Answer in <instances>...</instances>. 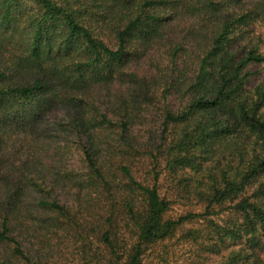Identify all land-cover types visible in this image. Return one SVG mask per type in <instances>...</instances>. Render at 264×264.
I'll list each match as a JSON object with an SVG mask.
<instances>
[{"label":"trees","instance_id":"trees-1","mask_svg":"<svg viewBox=\"0 0 264 264\" xmlns=\"http://www.w3.org/2000/svg\"><path fill=\"white\" fill-rule=\"evenodd\" d=\"M257 26L264 0H0V264H264Z\"/></svg>","mask_w":264,"mask_h":264},{"label":"rangeland","instance_id":"rangeland-1","mask_svg":"<svg viewBox=\"0 0 264 264\" xmlns=\"http://www.w3.org/2000/svg\"><path fill=\"white\" fill-rule=\"evenodd\" d=\"M257 30L264 36V27L263 26H257ZM264 50V47H263ZM262 76H264V65L262 67ZM178 245H173L169 248V251H166L164 253L159 252L157 255L150 258L147 262V264H176V260L180 259L183 260L182 252L178 248ZM189 257V256H188ZM186 257V258H188ZM181 262V261H178Z\"/></svg>","mask_w":264,"mask_h":264}]
</instances>
